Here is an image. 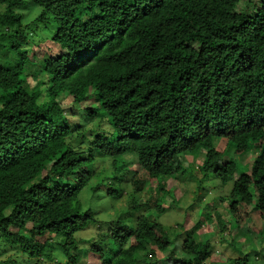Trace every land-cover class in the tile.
Listing matches in <instances>:
<instances>
[{
    "label": "trees",
    "instance_id": "1",
    "mask_svg": "<svg viewBox=\"0 0 264 264\" xmlns=\"http://www.w3.org/2000/svg\"><path fill=\"white\" fill-rule=\"evenodd\" d=\"M28 4L40 10L37 21L55 22L40 61L25 48L32 40L19 10ZM0 7V57H14L0 62V244L38 264H78L89 254L101 264H258L249 253L221 263L212 239L194 230L174 245L159 217L168 194L170 205L179 201L169 182L205 153L200 183L213 175L231 190L222 211L212 199L214 210L196 216V227L209 219L202 230L218 229L220 241L236 243L235 234L264 241V0H0ZM38 73L45 79L28 83ZM252 148L242 165L237 155ZM129 155L146 177L126 166ZM96 156L111 159L112 173L93 184ZM114 183L132 186L129 203L101 221L94 204L122 197Z\"/></svg>",
    "mask_w": 264,
    "mask_h": 264
},
{
    "label": "rangeland",
    "instance_id": "2",
    "mask_svg": "<svg viewBox=\"0 0 264 264\" xmlns=\"http://www.w3.org/2000/svg\"><path fill=\"white\" fill-rule=\"evenodd\" d=\"M4 10V7H0V12H3ZM19 12L23 15V30L25 31V34L28 36V38L32 40L31 44L26 46L25 48L29 51V54L31 53V55L33 51L37 52L38 57H36V59L40 61L46 55V48H51L49 38L54 35L55 22L53 20L49 22L37 21L36 18L40 15L41 12L38 8L34 7L31 4H28L26 7L20 9ZM48 25L49 28H47ZM3 30L4 28L0 26V33H2ZM7 60L13 61L14 57L9 52H3L0 57V62L5 63ZM30 68H32V65ZM45 77V73H38L36 75L31 74L28 77V83L34 85L37 81L45 79ZM67 101H69V97L65 98L63 106L67 109H70L72 104ZM86 105L95 106L94 99H89V101L86 102ZM80 118L81 116L79 114V117L76 115L71 118V121L75 123L74 121ZM92 126L93 125H88L87 129H91ZM76 143H78V141H76ZM255 151L256 149L252 148L244 154L237 155L239 162L242 165L248 164L254 158ZM204 155L205 153H201L197 158L188 156L189 160L187 159L188 161H186L185 163V167L188 169V171L185 173V175L182 176L181 179H179V181L171 180L169 182L167 190L170 189L171 192H174L175 197L178 198L179 201L170 205L169 202L173 200V197L168 194L165 200L166 203H168L166 205L168 207L166 208V212L159 217L160 221L163 223L171 239L174 240V245L177 243L179 245L185 235H189L194 230L197 231V235L199 236V238H202L204 240L212 239V251L215 252V254L218 256L217 259H219L221 263H223L225 259L236 258L241 254L249 253V257L252 261H257L258 264H264V241H262L260 245H258L257 243L250 244L246 241H243V238H241V236L237 237L236 234V243L230 244L228 241L229 238L228 240L220 241L221 234L218 229H215V231L210 229V231L207 230L205 232L202 230V228L209 227L210 222L207 221L209 219H206V221H202L203 225L201 224V227H196V222L200 219L197 217H203L207 215L209 211L212 212L214 210L210 202L212 199L217 198V201L219 202L217 203V205H219V207L217 206V208L222 211L221 205H224L227 200L226 197L229 195V192L231 190V185L222 187L219 184V181L214 178L213 175H211L209 179L204 180L202 183H200V180L202 179V173L198 170V168L199 161L203 159ZM126 159L129 160L127 163H125L126 166H128L129 168L133 167L139 170V176L144 175V177H146L145 174L139 169L137 164L131 162L134 161L131 155L127 156ZM110 160L111 159L96 156L94 164L95 176L92 181L93 184L100 183L103 178L105 179L107 175L112 173ZM114 184L117 187L118 185L119 187H124L122 197H120L118 201L116 200L113 202L109 201V198H104L100 204H94L95 210L96 212L98 211V217L101 221L105 220L109 215H113L118 210L127 207L129 203V196L133 189L132 186L129 185L126 188V185H124V183ZM153 184L156 185V181H154ZM227 201H229V199ZM225 205L227 204L225 203ZM188 214L190 215L187 216ZM226 218L229 220V222H232V218L229 215H226ZM262 225V222L258 221L256 226L261 227ZM210 227H215V225H210ZM247 227L248 224L245 225L246 229H248ZM254 231L255 230H252V232H250L251 235H254ZM94 232L95 228L87 230L85 229L81 231V234L83 236L89 237ZM239 234L241 235V232H239L238 235ZM179 253L180 252L177 251V256H181L179 255ZM1 260H14L20 264H38L37 260L24 255L20 252L19 249H17V247L4 242H1L0 244V261ZM40 261L42 264H49V261ZM78 264H101V262L100 259H98L96 256H94L93 254H89L87 257H82Z\"/></svg>",
    "mask_w": 264,
    "mask_h": 264
}]
</instances>
